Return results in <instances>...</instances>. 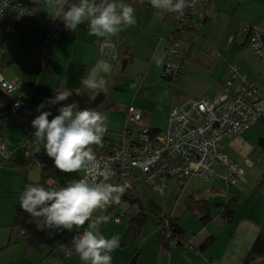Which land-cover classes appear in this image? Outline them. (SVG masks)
<instances>
[{"label": "crops", "instance_id": "0c3cea01", "mask_svg": "<svg viewBox=\"0 0 264 264\" xmlns=\"http://www.w3.org/2000/svg\"><path fill=\"white\" fill-rule=\"evenodd\" d=\"M222 1L213 0L212 15L204 22L203 41L200 40L201 37L193 33L182 35L185 48L183 68L187 61H190L198 76L190 78L191 87L182 88L180 91L175 87L177 97L162 78V64L157 65L155 62L157 57H163L167 39L171 34L172 20L170 17L172 11L157 9L151 3L148 6H140L134 9L136 21L141 22L139 24L136 22L130 27L121 26V30L115 33L112 38L113 45L119 46L118 54L115 57L126 62V67L122 76L115 83L116 91H113L112 94L114 97V92H116L114 105L102 113L107 117V131L102 139H108L103 144L114 142L115 140L109 137V132L118 133L124 126L123 112H125L126 106L118 108L117 93L122 91L118 83H120V79H125L133 71V63L137 59H141L143 64L136 66L134 75L137 79L133 78L137 81L136 91L132 100L126 105H132L143 113V109L148 104L146 100L140 98L139 94L144 90L151 91L154 88L151 99L154 112L150 116L142 115L140 124L136 126L137 130L140 127L156 129L157 131L164 130L170 109L182 99L210 100L220 92H238L242 85L238 79H229L228 70L231 65L237 66L239 75L246 76L255 85V97L264 100V66L247 43L244 44L245 35L237 33L241 23L255 24L261 22L264 28V0L261 1L259 9L254 2H247L238 12L223 11L217 7L216 4H220ZM48 8L46 5L43 6L39 14L34 17L57 15L55 9L49 8L47 10ZM65 10H67V5ZM149 15L163 17L164 21H169L171 31L167 37L166 31L158 32V30H152L149 27L146 20ZM57 18L64 24L62 15H58ZM24 25L28 26L26 23ZM34 33L35 31L31 33V38ZM37 34L38 29L35 37L29 38L27 42L33 44ZM231 35H234V40L228 43L227 38ZM103 38L90 35L87 21L78 25L74 32L68 29L66 33L61 35L49 67L52 71L50 70L48 83L42 85L43 94L40 95V99L45 103L49 95L54 98L56 94L63 92L72 93L67 100L56 105H50L56 114H58L57 109L59 107L70 104L75 95L85 87L83 81L89 78L93 68L99 64L101 58H105L111 53L110 49L113 45L106 44ZM2 44L9 55L13 54L15 48L12 43ZM193 48H196L194 55H192ZM124 53L132 57L130 63H127ZM102 64L100 63V65ZM189 72L190 69L185 74L180 71L177 80L184 78ZM202 74L204 76H201ZM17 75L19 76V74ZM95 81L100 82V77L97 78L96 76ZM56 88L58 90L54 91ZM156 89H160L161 92L159 93ZM162 90L166 92H162ZM86 96L89 97L90 93H87ZM2 103L4 102L0 101V104ZM10 121L12 120L0 122V142L3 144L6 142L14 149L15 146H18L21 131L16 124H10ZM261 140L264 141V127L260 122H257L240 136L225 143V153L230 159L240 162L242 158L247 157L252 161L251 167H244L245 181L243 183L235 186L228 185L227 173L223 167L217 168L216 177L211 184L189 178L206 186L204 195L197 200L192 197L180 215H167V217L179 218L178 226L185 237L186 248L177 246L172 247L166 253L158 252V233L153 244H149L143 249L140 245L126 246L129 244L124 245L120 242L119 247L110 253L111 264H242L257 235L259 233L264 235V183L256 194L250 195L252 189L264 180V151L259 146ZM101 149L103 148L99 147V150ZM14 150L10 151L11 158L9 161H3L0 157V264H85L80 260L77 253L67 247L66 242L74 236L82 235L97 217H109L111 215L108 211L110 205L94 212L93 219L87 221L83 227L74 226L71 231L61 230L47 239H44L45 234L36 222L12 228L11 223L20 201V195L30 182L29 180L25 182L20 179L16 180L11 169L8 168L11 160L22 157L18 155L17 147ZM250 171L254 172L250 174ZM16 173L18 175L19 172ZM33 182L30 184H34ZM149 193L151 192H146L140 198L152 214L159 216L161 210L153 200L152 195L154 194L149 195ZM195 201H205L210 215L215 217L214 221L208 224L213 223L216 226L201 225L197 220L196 213L191 209L187 210V207ZM229 212L233 214L232 220L223 222L219 215ZM188 214L199 223V226L193 228L191 236L186 233L183 224L180 223L181 218ZM159 221L160 217L155 224L156 226L159 225ZM121 222L119 224L113 223L114 226L109 221L102 222L99 225V231L106 238L110 239L115 235L120 241L123 234L120 236L121 232L117 227L121 225ZM210 238H213L212 244L207 249L199 251V247ZM124 247L128 249H123ZM130 248L133 249L130 250Z\"/></svg>", "mask_w": 264, "mask_h": 264}, {"label": "built area", "instance_id": "2783aa9c", "mask_svg": "<svg viewBox=\"0 0 264 264\" xmlns=\"http://www.w3.org/2000/svg\"><path fill=\"white\" fill-rule=\"evenodd\" d=\"M188 6L182 13H171L172 32L167 39L163 52L162 78L174 81L180 74L185 48L182 35L183 27L189 20L201 24L207 21L213 12V0H187ZM17 5H22L30 14L20 15ZM46 5V0H0V35L5 31L12 34L16 28L10 25L15 20L24 25V20L39 14ZM65 25L51 15L40 17L38 38L40 44L34 45L33 66L35 70L45 72L52 63L53 54L58 46L61 35L66 33ZM240 34H244L248 47L255 52L264 66V28L261 23H241ZM234 35L227 38L231 43ZM9 58L6 48L0 41V63ZM5 65H9V59ZM3 66L0 65V70ZM230 80H239L242 88L236 93L220 92L213 99L186 98L170 109L166 128L152 131L140 127L136 136L131 137V126H137L142 120L141 110L132 105L125 108L126 127L118 132L119 138L112 145L101 149L96 155L99 170L108 168L111 175L108 183L127 185L126 191H133L141 196L151 192L162 198L168 182L174 179H198L211 184L216 177L218 167L227 173V184L235 186L245 181L244 167H251L252 161L244 157L240 162L230 159L225 153V143L246 132L252 125L264 118V100L254 95V84L246 76L239 75L238 67L231 65L228 70ZM19 76L14 74L11 80L0 75V99L5 98L9 105L8 118L21 131L18 148L24 158L33 155L37 143L33 137L31 121L34 112L28 109L22 99L9 100L19 84ZM0 157L3 161L10 160V153L0 142ZM91 182H100L103 178L97 174L86 176ZM122 215H115L114 224H119ZM162 232L170 237L169 220L164 217L159 221ZM186 244V243H185ZM179 243L172 239L170 246Z\"/></svg>", "mask_w": 264, "mask_h": 264}, {"label": "clouds", "instance_id": "9594fccd", "mask_svg": "<svg viewBox=\"0 0 264 264\" xmlns=\"http://www.w3.org/2000/svg\"><path fill=\"white\" fill-rule=\"evenodd\" d=\"M150 3L157 9L175 13H182L188 6L187 0H150ZM46 6L55 9L57 15L51 16H63L66 29L74 32L78 25L87 21L90 35L97 37L110 36L120 31L121 26L130 27L136 23L134 9L125 0H46ZM17 8L21 10L20 15L30 14L22 5H17ZM155 62L162 64L163 57H157ZM83 83L89 90L98 87L92 79ZM71 94H56L48 100V104L56 105L67 100ZM45 107L44 102L38 106L39 115L31 124L35 129V142L43 144L54 168L66 174L81 170L86 176L98 173L103 179L100 182L95 179L90 182L87 178L74 179L58 189L29 185L20 195V207L33 217L43 218V225L49 230L71 231L74 226L80 228L92 220L93 213L98 209L120 204L127 185L107 182L111 172L108 168L99 170L92 148L102 144L107 131L106 116L94 109H81L76 101L59 107L56 115L51 111H41ZM108 220V216H99L82 235L73 237L75 252L85 264H111L110 253L119 247V238L115 235L106 238L99 231V225Z\"/></svg>", "mask_w": 264, "mask_h": 264}, {"label": "rangeland", "instance_id": "374dc122", "mask_svg": "<svg viewBox=\"0 0 264 264\" xmlns=\"http://www.w3.org/2000/svg\"><path fill=\"white\" fill-rule=\"evenodd\" d=\"M262 0H223L220 2V4H216L217 7H220L223 11H234L238 12L240 11L247 2H254L257 6V9H259V5L261 4ZM49 10V8L47 9ZM147 10V9H146ZM141 12V11H140ZM136 11L134 12L135 16ZM171 18V17H170ZM146 20L148 22L149 27L152 30H158V32H163L166 31V37L168 36L169 32L171 31V24L169 23L168 20L164 21L163 17H158V16H152L149 15L146 17ZM137 24H139L141 21H136ZM24 23H26L27 29L26 33L23 38L19 36V34L15 31L12 34H6L5 31L0 35V41L2 43H12L14 45V50L13 54L10 55L9 58H3L0 65L3 66V68L0 70V75L3 79L5 80H11L14 77V73L19 74V84L17 86V90L14 94L9 96V100H13L15 98H20L28 106V109L32 112L34 111V116L36 117L39 115V112L37 111L38 106L42 103V100L40 99V95L43 94V90L41 89L42 85L45 83H48V76L51 73V68H48L45 72H41L38 75L35 73L36 70L33 66L34 62V55H33V49L34 45L37 46L40 44V38L36 36V38L33 40V44H29L27 41L29 38H31V33H33L36 30L39 29V24H40V16L39 17H32L24 20ZM34 36L31 38L33 39ZM196 48H193V54H195L196 51H194ZM9 59V65H5L6 60ZM143 64V61L141 59H137L133 63V71L129 73L125 79H120V83H118L119 87L122 89L121 92L117 93V102L119 103L118 108L120 107H125L127 106L132 98L133 94L136 91L137 87V81L133 80L137 79L136 75H134V71L136 69V66L139 64ZM193 64L190 61H187L185 64V67L183 68V64L181 67V72L184 74L187 72L188 69H190V72L184 76V78H181L177 80L176 82L169 83L167 84L170 87H173L175 90V87L178 91L182 88H188L191 87V80L190 78L192 76H198L196 73L195 69H193ZM183 69V71H182ZM51 70V71H50ZM50 71V72H49ZM201 76H204L203 74ZM134 85V87H133ZM43 88V87H42ZM154 88L151 89V91H142L140 92V98L143 100L147 101V107L143 109L142 115L150 116L154 112V105L152 103V94H153ZM159 93L161 92L160 89H156ZM166 92L165 90H162V92ZM169 94H171L170 91H168ZM135 96V95H134ZM211 100V99H210ZM0 101H3L5 104V98H1ZM124 103V105H123ZM45 109V110H44ZM42 109L41 111H47L46 108ZM142 112V111H141ZM124 115V121H123V128L121 130H124L126 125L125 121V112H123ZM50 119V117H49ZM10 124H15L13 121H10ZM18 126V125H17ZM129 130L132 132L131 137H135L137 134V127L136 126H131L129 127ZM35 129L33 128V133ZM109 137L111 139H114L115 141L118 140L119 134L118 133H111L109 132ZM6 147V150L9 149L10 151H15L16 149L19 151L18 155H21V158L23 157V153L18 149V146H15L13 149L12 146L8 143H4ZM8 151V150H7ZM10 153V158H11V152ZM33 155H36L38 158H43L46 160V163L48 164V168L50 172L52 173L53 177L49 180V182L54 183V188L58 189L62 186H67V183L71 180L74 179H82L84 171L81 170L79 172H74V173H61L57 169L54 168L53 166V161L46 155L44 152V147L43 144L37 145L35 147ZM32 155V156H33ZM27 159V158H24ZM40 165H35L33 168L28 169L27 171H22L19 172L18 175L15 170L11 169V173L15 177L16 180L20 179L23 182L25 181H30L29 185H34L30 184L32 181L33 183L37 182L40 178ZM47 168V169H48ZM254 171H250V174L253 173ZM34 179V180H33ZM250 181H251V175H250ZM205 185L202 184L199 181H196L194 179H188V180H171L169 181L167 185V189L165 191L164 196L160 199L158 195H152L149 193V195L153 196V200L155 204L159 207L161 210V213L159 216L152 214L149 210L148 212V221L145 223V225L141 228L139 231L138 235L136 236L134 242L132 244L126 245H134V246H142V249L145 248L146 246H149V244H153V240L155 236L159 233L160 231V226H156L155 224L158 222L159 217L164 218L167 217L168 214L171 216H177L180 215L183 211L185 206L189 203L190 199L194 197L196 200L198 198H201L204 195V190H205ZM107 208V207H106ZM127 209V205H119L117 208L113 209L112 212L110 213L111 215L109 216V222L111 223L112 226H114L112 219L115 217V215H122V222L121 225L117 227V229H120V236L126 231L127 228V222L131 216H133V211L129 210L128 213L125 215V211ZM217 209V208H215ZM181 224H183L184 230L186 233L191 236L193 228L195 226H199V223L197 220H194L191 215H185L183 218L180 220ZM207 226H216L213 223L208 224ZM123 237L121 236V240L119 241L122 242ZM187 244L185 243H180L178 246H182L186 248ZM177 247V246H176ZM123 249H128L127 247H124ZM133 248H130L132 250Z\"/></svg>", "mask_w": 264, "mask_h": 264}, {"label": "trees", "instance_id": "16d2710c", "mask_svg": "<svg viewBox=\"0 0 264 264\" xmlns=\"http://www.w3.org/2000/svg\"><path fill=\"white\" fill-rule=\"evenodd\" d=\"M202 23L199 24V22H197V21L189 20L187 22V24L184 25L182 31L184 33L196 34L198 37H201L200 40L203 41L204 40V33H203L204 22H202ZM257 23H261V22H257ZM257 23H255V24H257ZM9 24L16 28L15 31L19 34V36L21 38L24 37V35L26 33V29H27V27L25 25H21V24L18 25L19 23L15 20L10 21ZM172 27H173V24H172ZM244 41H245L244 44L248 43L246 37H245ZM124 55L126 56L127 63H130L132 61V57L127 56V53H124ZM35 73L38 75L39 71L36 70ZM179 76H180V74L178 75V77L174 81H170V80L165 79V78H163V79L165 80L166 83L167 82L172 83V82H175L179 78ZM171 89L174 92V95L177 97L178 94L176 93L174 88L171 87ZM57 90H58V88H56L54 91H57ZM50 98H52V95H49L47 97L46 102H45V105H46L45 108L47 109V111H51L53 113V115H56V113L53 111L51 106L48 104V100ZM8 107H9V105L7 103L0 104V122H3L5 120L9 119L8 118L9 116L7 113ZM50 118H52V117H50ZM258 122H260L264 127V118H262ZM151 130L158 132L156 129H151ZM106 140H108V139H102V144L100 146H96V145L92 146L95 155L101 153V150H99V147H102L104 149L105 147L112 145V142H106L105 144H103ZM259 146L264 151V141L263 140H261V142H259ZM35 165L41 166V168H40L41 172H40L39 180L34 184L42 185L45 188H54V183L49 182V180L51 179V177H53V175L48 168V164L46 163V160L43 158H38L36 155H33L27 159H24L21 157L16 158V159L11 160L9 162L8 168L15 170L16 172H22V171H27L30 168H33ZM263 183H264V180L260 181L259 184H257L256 187L252 189L250 195L256 194L259 191V189ZM140 196L141 195L136 193V192L125 191L121 197L120 204H118V205L113 204V205H110L108 208V211L111 213L113 209L117 208V206L127 205L128 210H126L125 215L127 214V211H129V210L133 211V216L130 217L128 220L127 229L125 231V234H124L122 242H121L124 245L134 242L139 231L141 230V228L145 225V223L149 219L148 215H147L149 211L145 207V205L143 204ZM188 209H191L193 212L196 213L197 220L199 221V223L201 225H206L209 222L214 221V219H215V217H212L210 215L208 206L205 203V201H195L190 206L187 207V210ZM232 215L233 214L231 212L223 213V214L219 215V218L222 219L223 222L224 221L230 222L232 220ZM166 218H168V220H169V228L168 229L170 230L171 236L166 237L165 234L162 232L161 224L158 223L159 224L158 226H160V232H159V238L157 241V248H158V252H161V253H166V252L170 251V249L172 248V246H170L172 239L177 240L179 244L180 243L181 244L186 243L185 237H184L183 233L181 232V230L179 229V226H178L179 218H172V217H166ZM161 219L162 218H160V220ZM33 222H36L41 226V228L45 234L44 239H47V238H49V237H51V236H53V235H55L61 231V230H49V229L45 228L43 225V218L33 217L30 214H28L27 212L23 211L20 207V201H19V204L17 205V208H16L15 213H14V217H13V220L11 223V227L17 228V227H21L25 224L33 223ZM72 239L67 241L66 245H67V247L70 248L71 251L75 252V247H74V244L72 243ZM212 242H213V238L207 239L199 247V251H203V250L207 249L212 244ZM242 264H264V235L262 233H259L257 235V237L255 238V240H254L251 248L249 249L247 255L245 256Z\"/></svg>", "mask_w": 264, "mask_h": 264}, {"label": "water", "instance_id": "95a60500", "mask_svg": "<svg viewBox=\"0 0 264 264\" xmlns=\"http://www.w3.org/2000/svg\"><path fill=\"white\" fill-rule=\"evenodd\" d=\"M73 2H76V0ZM97 2H99V0H97ZM125 2L129 3L133 9H136L140 6H148V4H150V0H125ZM114 36L115 34L104 37V42L106 44L113 45L112 38ZM118 48L119 46L116 47V45H113V47L110 49L111 53L106 55L105 58H101L99 64L93 68L88 79L95 81L96 76L97 78L100 77V82L95 81L98 87L89 90L85 86L82 91L76 94L73 98L72 102L76 101L81 109L90 108L102 114L105 108H110L114 105L112 93L113 91H116L114 88L115 83L118 78L122 76L123 70L126 67V62L115 57L118 54ZM100 63L103 64L100 65ZM87 93H90L89 97L86 96ZM103 103L106 104L103 105Z\"/></svg>", "mask_w": 264, "mask_h": 264}, {"label": "flooded vegetation", "instance_id": "af4514ba", "mask_svg": "<svg viewBox=\"0 0 264 264\" xmlns=\"http://www.w3.org/2000/svg\"><path fill=\"white\" fill-rule=\"evenodd\" d=\"M116 83H117V82H116ZM81 91H82V90H81ZM81 91H80V92H81ZM115 93H116V92H114V97H113V98L116 99V94H115ZM112 94H113V93H112ZM115 99H114V100H115ZM106 102H107V101H106ZM108 102H110V101H108ZM105 104H106V103H103V105H105ZM93 105H94V103H93ZM105 109H107V108H105ZM104 111H105V110H104Z\"/></svg>", "mask_w": 264, "mask_h": 264}]
</instances>
